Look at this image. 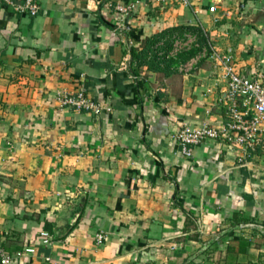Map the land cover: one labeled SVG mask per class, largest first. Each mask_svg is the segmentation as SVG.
I'll list each match as a JSON object with an SVG mask.
<instances>
[{
  "label": "crops",
  "instance_id": "0c3cea01",
  "mask_svg": "<svg viewBox=\"0 0 264 264\" xmlns=\"http://www.w3.org/2000/svg\"><path fill=\"white\" fill-rule=\"evenodd\" d=\"M36 1L34 17L0 3V243L34 250L13 264H264V147L209 141L186 158L174 138L225 119L209 48L264 79V0ZM132 3L115 32L113 6ZM184 35L190 58L154 53ZM80 87L109 110L58 105Z\"/></svg>",
  "mask_w": 264,
  "mask_h": 264
},
{
  "label": "built area",
  "instance_id": "2783aa9c",
  "mask_svg": "<svg viewBox=\"0 0 264 264\" xmlns=\"http://www.w3.org/2000/svg\"><path fill=\"white\" fill-rule=\"evenodd\" d=\"M6 8L19 15L34 17L40 10L36 0H0ZM183 6L191 5L189 0H180ZM117 23L115 32L128 31L125 19L135 9V4L113 6ZM210 14L214 15L213 21L217 23L222 13L219 14L217 6L208 7ZM197 39L193 35H184L173 41L172 47L165 53L160 45L155 46L154 53L162 60L176 59L178 54L188 51L197 45ZM207 56V51L191 58L189 61L178 65L179 73L188 76L196 70L200 58ZM208 58L213 60L215 68L221 71V79L225 82V94L222 106L225 110V119L219 125L205 123L200 126L184 124L175 134L174 138L181 147L182 155L190 158L192 148L207 144L209 141L219 145L237 148L242 152V158L253 156L257 150L264 147V79L257 72L241 74L238 72L233 58L228 53L221 54L212 47L209 48ZM56 101L61 108H74L79 112H86L99 116L109 110L107 104L91 99L83 87L74 92L61 91L56 95ZM44 243L50 241L47 233H42ZM102 236H97L101 241ZM34 253L32 248L23 252L11 254L0 243V264H13L15 259L25 254Z\"/></svg>",
  "mask_w": 264,
  "mask_h": 264
},
{
  "label": "trees",
  "instance_id": "16d2710c",
  "mask_svg": "<svg viewBox=\"0 0 264 264\" xmlns=\"http://www.w3.org/2000/svg\"><path fill=\"white\" fill-rule=\"evenodd\" d=\"M194 53H195V50H191L190 52L186 53V56H184V54H183V55H180V56H181V57L184 56V58L187 57V59H188V58H190L191 56H193ZM233 219L235 220V223H236V224L241 223V221L238 219V215L235 214V215L233 216ZM243 223H247V222H246V221H243Z\"/></svg>",
  "mask_w": 264,
  "mask_h": 264
},
{
  "label": "rangeland",
  "instance_id": "374dc122",
  "mask_svg": "<svg viewBox=\"0 0 264 264\" xmlns=\"http://www.w3.org/2000/svg\"><path fill=\"white\" fill-rule=\"evenodd\" d=\"M189 52H190V50H189ZM178 55H179V54H178ZM210 241H211V239H210ZM205 243H206V241H205ZM208 253H209V250L205 251L204 255L207 256ZM209 254H210V253H209ZM211 257H212V256H211ZM194 261H195V259L193 258L192 261L190 262V264H195Z\"/></svg>",
  "mask_w": 264,
  "mask_h": 264
}]
</instances>
